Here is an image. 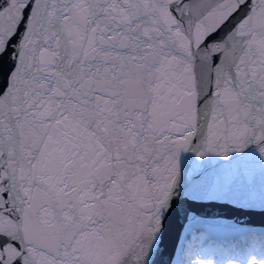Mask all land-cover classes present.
<instances>
[{
    "label": "snow or ice",
    "instance_id": "snow-or-ice-1",
    "mask_svg": "<svg viewBox=\"0 0 264 264\" xmlns=\"http://www.w3.org/2000/svg\"><path fill=\"white\" fill-rule=\"evenodd\" d=\"M0 84V264H213L206 222L257 235L264 193L202 162L264 159V0H0Z\"/></svg>",
    "mask_w": 264,
    "mask_h": 264
},
{
    "label": "water",
    "instance_id": "water-1",
    "mask_svg": "<svg viewBox=\"0 0 264 264\" xmlns=\"http://www.w3.org/2000/svg\"><path fill=\"white\" fill-rule=\"evenodd\" d=\"M188 155L187 153L182 154V170L189 164ZM202 163L204 176L212 184L231 185L235 190L246 192L257 199L264 193V159L256 153L246 149L244 153H231L228 158L207 157ZM206 211L209 214L228 215L219 209H207ZM251 220L257 225L254 230L260 232L259 225L264 223V218L256 216ZM230 225V220H210L202 225V229H207V232L214 236L227 237L240 234V232L234 231ZM179 231V227L175 224L170 228L165 240V255L162 258L165 262L170 256L173 259L179 257L177 248L179 244L183 243L182 238L178 237Z\"/></svg>",
    "mask_w": 264,
    "mask_h": 264
},
{
    "label": "rangeland",
    "instance_id": "rangeland-1",
    "mask_svg": "<svg viewBox=\"0 0 264 264\" xmlns=\"http://www.w3.org/2000/svg\"><path fill=\"white\" fill-rule=\"evenodd\" d=\"M256 241H257V240H255L254 237L251 239V243H252L253 245H255ZM196 242H197V241H196ZM196 242H195V244H194V247L197 246V243H196ZM196 250H197V248H196ZM227 251H228V250H227ZM228 253H229V255H230L231 252H228ZM247 257L250 258V260H256L257 264H264V259H263V258H259V257H257L256 254H250V255L247 256ZM229 258H230V257H229ZM229 258H227V259H229ZM221 260H223V258H220V259H219V261H221ZM250 260H249V261H250ZM211 261L213 262V264L215 263L213 260H211ZM225 264H248V261L240 262V261H237V260H231V259H229V261H227Z\"/></svg>",
    "mask_w": 264,
    "mask_h": 264
}]
</instances>
